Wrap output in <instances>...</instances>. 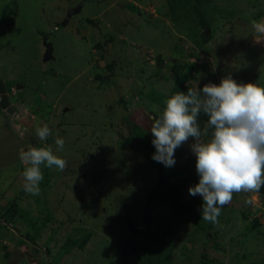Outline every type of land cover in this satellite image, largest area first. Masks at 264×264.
<instances>
[{
	"label": "rangeland",
	"instance_id": "rangeland-1",
	"mask_svg": "<svg viewBox=\"0 0 264 264\" xmlns=\"http://www.w3.org/2000/svg\"><path fill=\"white\" fill-rule=\"evenodd\" d=\"M253 21L264 23V0H0V95L6 87L15 108L41 97L16 118L23 135L5 126L0 109V264H159L157 254L166 264H202V253L211 264H264V193H233L218 223L204 229L202 197L188 191L199 182L194 140L175 150L173 166L164 165L166 179H185L183 210L162 202L152 214L162 232L151 226L146 234L144 202L157 175L134 142L159 111L150 98L167 95L173 78L171 66L158 70L141 58L125 65L126 55L150 53V62L159 52L192 65V88L227 76L264 87V36ZM43 35L53 45L47 61ZM45 125L52 135L41 141L36 128ZM29 145L66 161L63 171L40 166L37 196L23 188L20 153ZM147 237L155 250L142 257Z\"/></svg>",
	"mask_w": 264,
	"mask_h": 264
},
{
	"label": "clouds",
	"instance_id": "clouds-1",
	"mask_svg": "<svg viewBox=\"0 0 264 264\" xmlns=\"http://www.w3.org/2000/svg\"><path fill=\"white\" fill-rule=\"evenodd\" d=\"M252 26L264 36V23L253 21ZM165 103L162 114L153 117L151 142L156 152L152 159L171 167L175 164V150L190 137L194 138L191 151L196 157L199 182L188 191L192 196L202 197L201 218L217 224L221 209L231 202L233 193L258 192L264 186V87L240 84L227 76L219 85L209 83L202 89L188 88L187 94L178 92ZM21 104L15 108L9 103L15 122L30 110L21 111ZM19 111L22 113L15 117ZM201 111L208 118L203 132L197 122ZM208 128L213 129L211 138L202 142L201 137L207 134ZM36 134L44 141L52 132L45 125L37 127ZM55 144L63 151V138L56 137ZM20 160L26 166L22 173L23 188L32 196L40 193L41 165L55 166L60 171L66 167V161L54 155L50 148L30 147L21 151Z\"/></svg>",
	"mask_w": 264,
	"mask_h": 264
},
{
	"label": "trees",
	"instance_id": "trees-1",
	"mask_svg": "<svg viewBox=\"0 0 264 264\" xmlns=\"http://www.w3.org/2000/svg\"><path fill=\"white\" fill-rule=\"evenodd\" d=\"M203 27H208L207 23L202 24ZM202 39L203 41H208L209 37L205 34V32H202ZM98 47H101V44L97 43L95 44ZM150 53H145L143 56H139L137 57L136 54L135 56H133V58H131V55L127 56L126 55V60H125V65L129 66L130 62H132V59L134 60L135 58H141L143 60H145L147 62V65L150 66L152 65L154 68L161 70L164 69L165 67H170L171 66V76L173 78V86L170 89V91L168 92V94L163 95V96H159L158 98H155L154 96L151 97L150 99H152V101H155V103H157L160 108L159 111H155V113H153V117H159L160 114H162L164 108L166 107V100L168 98H170L172 95L178 93V92H184L185 94H187V90L188 88H191L189 86L188 83H186L187 81H191V77L190 76H195L194 74H190V70H193L192 65H181V63H179V61L177 60L176 57H163L159 52L155 53V55H151L152 56V61L148 62L146 57L149 56ZM131 59V60H130ZM172 64V65H170ZM115 65V60H112L109 64V68L113 67ZM184 69H187L188 71L186 72ZM97 78H100L101 76L98 74L95 75ZM202 79V86L204 85V80L206 79V77H201ZM211 81V80H210ZM150 97V96H149ZM203 118H207V116L201 111V113L199 114V116L197 117V122L198 125L200 127V129L202 130V132L205 130L207 123H203L201 121H203ZM205 120V119H204ZM152 122L154 123V120L152 118ZM126 126L128 128H138L134 123H131V121L126 122ZM132 124V125H130ZM142 130V129H141ZM213 129L208 128L207 129V134L206 135H202L201 138H206L210 132H212ZM139 137V143H135L136 147L139 149V151L142 153V155H144L150 162V164L153 166V168L155 169L156 175H157V183L155 186H153V188L151 189V191L147 194L146 198H145V202H144V222H145V232L146 234H149L148 231L150 230L151 226H156L155 229L153 230L156 234L161 233L162 231H158L157 227L163 226L162 222L160 221H156L154 222L153 219V212L155 211V209L162 203L167 201V203L170 204V206H172L173 210L177 213L181 212L183 209V205H184V182L185 179H181L179 182H172L169 181L168 179L165 178L164 175V164L161 162H157L155 160L152 159L153 154L156 152V149L154 147V145L152 144V139L154 138L151 130L149 129L147 130H142V135L138 136ZM35 147V146H34ZM259 192L264 193V186H261ZM16 206L15 201H13L12 206L8 208L9 211L12 212V214H14V210L13 207ZM186 206V204H185ZM201 212V210H200ZM199 215H201V213H199ZM243 216L246 217V215ZM166 223H168L167 220H164ZM253 226H257L259 221L255 218H253ZM212 223H207L204 226V229H206L208 226H212ZM157 236H153L151 239L153 241L157 240ZM33 240V239H32ZM86 237L82 238V240L80 241V247H83L85 242H86ZM150 241V237H147L146 240L143 242V244L140 245L139 249H140V253L142 257H148V254L144 253L145 251L149 252V253H154L153 251L155 250V248L151 247L149 244ZM31 242V241H30ZM147 247V249L145 250V248ZM46 253H48L47 249H44ZM150 258H152L151 256H149ZM157 262L159 264H166L163 261L162 256L158 255L155 257ZM152 261V259H151ZM201 263L202 264H211L208 260L207 257L205 255V253H202L201 255Z\"/></svg>",
	"mask_w": 264,
	"mask_h": 264
},
{
	"label": "water",
	"instance_id": "water-1",
	"mask_svg": "<svg viewBox=\"0 0 264 264\" xmlns=\"http://www.w3.org/2000/svg\"><path fill=\"white\" fill-rule=\"evenodd\" d=\"M80 10V6H77V7H73V8H71V9H69L68 10V12H67V14H66V16L64 17V19L61 21V24L62 25H65L68 21H69V18L73 15V14H75L76 12H78ZM208 29L206 28V31H207ZM43 46H44V54H43V61H47V60H49V59H53V53H52V51H53V46H52V43L50 42V41H47L46 40V38H44L43 39ZM0 86L1 87H3V84H2V81L0 80ZM0 102H2L3 104H5L6 103V97H5V94H4V91L2 92V94H1V100H0ZM37 102V98L35 99V102L34 103H36ZM33 107H34V105L33 106H27L26 104H21L20 105V109H21V111L22 110H28V109H33ZM13 108H12V106H10V108L8 109V113H9V115L10 116H8V121H9V125L11 126V128H12V130L14 131V132H18L19 131V133H20V135H23V132L26 130V128L25 127H23L22 125H20L19 123H17V122H15L14 120H13V118H14V116H13V114H11V113H13ZM21 111H19L16 115H15V117L16 116H18L19 114H21L22 112ZM134 140V139H133ZM138 142V140L137 139H135V142L134 143H137ZM30 148V147H29ZM28 148V149H29ZM27 148H24V150L23 151H26V150H28Z\"/></svg>",
	"mask_w": 264,
	"mask_h": 264
},
{
	"label": "flooded vegetation",
	"instance_id": "flooded-vegetation-1",
	"mask_svg": "<svg viewBox=\"0 0 264 264\" xmlns=\"http://www.w3.org/2000/svg\"><path fill=\"white\" fill-rule=\"evenodd\" d=\"M45 35H43L42 36V41H43V39L44 38H46V40L47 41H50L49 40V36L47 35V36H45ZM53 46V45H52ZM44 47V46H43ZM45 50V49H44ZM43 54H44V52H43ZM0 80H2L1 78H0ZM3 81V80H2ZM4 92H6V87H5V89H4ZM5 97H6V103L5 104H3L2 102H0V109H2V113H3V116H4V120H5V126L6 127H9L11 130H12V128H11V126L9 125V121H8V116H10L9 115V113L7 112L8 111V109L10 108V105H9V101H8V96H7V94L5 95ZM35 99L36 98H33L32 97V100H28V99H22L21 100V102L20 103H23V104H26L28 107L29 106H37L38 107V104H39V102H40V99H41V97L39 96V98L37 99V102L36 103H34L35 102ZM0 100H1V95H0ZM18 107H19V105H18ZM34 109V108H33ZM30 110H32V109H30ZM23 127H25V126H23ZM26 128V127H25ZM13 131V130H12ZM14 132V131H13ZM18 133H19V131H18ZM29 147H33V146H31V145H29L28 147H24V148H29ZM24 148H23V150H24ZM5 250H6V248H5ZM6 253H7V255H10L9 254V252H7L6 251ZM6 256V255H5Z\"/></svg>",
	"mask_w": 264,
	"mask_h": 264
},
{
	"label": "crops",
	"instance_id": "crops-1",
	"mask_svg": "<svg viewBox=\"0 0 264 264\" xmlns=\"http://www.w3.org/2000/svg\"><path fill=\"white\" fill-rule=\"evenodd\" d=\"M100 66L102 67V65H99V64L96 65L97 68H100ZM198 82H199V81H198ZM191 88H192V87H191ZM204 119H205V120H204ZM207 119H208V118H203V121H201V122H203V123H207ZM189 140H194V138H191V137H190ZM5 244H6V243L4 242V245H5ZM5 246H6V245H5ZM5 248H6V247H5ZM5 254H7V253H6V250H5Z\"/></svg>",
	"mask_w": 264,
	"mask_h": 264
}]
</instances>
